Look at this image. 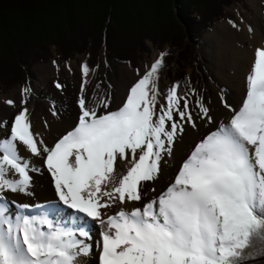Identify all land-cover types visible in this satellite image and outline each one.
<instances>
[{
	"label": "snow or ice",
	"instance_id": "1",
	"mask_svg": "<svg viewBox=\"0 0 264 264\" xmlns=\"http://www.w3.org/2000/svg\"><path fill=\"white\" fill-rule=\"evenodd\" d=\"M164 55L115 111L108 110V98L99 102L98 112L81 95L78 123L52 147L36 139L27 108L14 117L10 133L0 136V264H82L79 258L93 251L90 221L102 227L99 264H244L254 254L264 255V49L256 51L242 105L194 146L167 189L142 208L102 214L116 201H141L144 183L159 177L184 125L195 127L178 84L157 108ZM82 71L87 76L86 64ZM29 92L22 89L25 96ZM6 128L8 122L0 121V130ZM18 145L45 158L57 207L72 210L73 223L26 214L29 205L9 211L5 193L30 195V173L40 171ZM117 160L130 165L118 181Z\"/></svg>",
	"mask_w": 264,
	"mask_h": 264
},
{
	"label": "bare ground",
	"instance_id": "2",
	"mask_svg": "<svg viewBox=\"0 0 264 264\" xmlns=\"http://www.w3.org/2000/svg\"><path fill=\"white\" fill-rule=\"evenodd\" d=\"M249 1L252 7V14L248 16L245 22L241 23V34L239 36L233 35L226 37L223 35L224 38H222L219 33L225 31V25L217 24L204 38L206 45L203 46L201 50L205 59H211V55H209L207 49H209L208 44L211 45L214 39L212 49H215L214 54L216 55V61L214 66H212L213 72L207 69L208 67L205 64L203 66L205 74L208 75L209 78L212 76L214 82L209 80L206 86L202 83V86L198 89L196 100L192 99L188 104V111L192 113L195 127H193L191 123H186L184 125L183 133L177 137L175 144L172 146V155L166 156L161 163L159 177L154 181L144 183L142 200L138 202H129L127 204H120L119 201H116L111 207L101 209L105 218L108 215H114L115 212L117 213L121 209L131 211L134 208H142L144 204L155 199L159 194L164 192L165 188L174 181L179 168L193 150L194 146L206 136L209 131H214L221 123H227L232 116L231 109L238 110L242 105L247 92V77L253 69L256 51L257 49H264V43L261 44L263 33H259L256 25L258 17L262 12L257 5V0ZM235 41H237V43H235ZM224 54H226V60L224 59L225 57L223 58ZM148 67L143 68L141 72L135 75L130 72H124L125 69L120 68L119 76L114 74L109 76V84L112 85L97 89L92 87L94 78L91 81V78L84 75L81 65L76 66L72 63L69 70L74 71L73 75L75 77L71 78L68 76V78L66 77L65 79L67 81L72 79L78 82V88L74 95L71 90L58 92L56 89L47 87L45 94H43V98L36 100L32 109H27L28 114L32 113L34 115V119H32V121L29 120L31 131L37 140H42L44 144L49 147L54 146L63 135L71 131L78 123L77 120L81 114L78 101L81 95H83L86 100V106L89 108L95 107L98 112L102 111V109L99 108V102L108 98L110 99L108 110L115 111L123 105L130 87L148 71ZM58 70L59 69L55 67L48 71L51 78H53L56 83V79L58 78L56 77V73ZM80 84L83 85L84 90L83 93L80 91L79 96H77ZM111 88H113V90H111ZM205 89L206 94H204ZM109 93H112V97H109ZM12 96L14 97V106L8 103L7 105L0 103V121H8L11 116L15 117L18 115L23 108H27L24 107L25 105L23 106L21 101L31 100L30 92L26 96L23 94H13ZM8 99H12V97L5 98V100ZM112 99L113 101H111ZM219 99L224 101L223 105H221L222 101L221 103L218 102ZM198 101L207 108V115L211 117V122L201 113ZM9 130L10 128L0 130V136L9 134ZM18 148L20 154L30 161L31 166L40 169V171L30 173L32 176V184L29 189L30 195L11 192L5 193L8 200L10 199L15 202L14 204L10 202L12 207L9 208V211L13 214L18 213L20 211L17 207L18 205H29L30 207L32 205L46 204L59 205L53 186V179L46 168L45 158L32 155L22 145H18ZM129 166L130 165H128L126 161L117 160L114 179L118 181L119 177L126 174ZM113 186H115L114 183L108 184L107 190H111ZM153 189H155V191H153ZM59 207L56 208L57 211H55L59 213H53L52 219L66 222V225L73 223L72 210L62 205ZM34 210L36 211L35 215L40 213V211ZM46 213L47 212L43 213V215ZM89 226L92 229V239L88 241V243L93 245V251L90 256L80 257L79 259L82 261V264H98L99 250L96 245L101 240L100 233L102 227L99 225L98 221H90Z\"/></svg>",
	"mask_w": 264,
	"mask_h": 264
},
{
	"label": "trees",
	"instance_id": "3",
	"mask_svg": "<svg viewBox=\"0 0 264 264\" xmlns=\"http://www.w3.org/2000/svg\"><path fill=\"white\" fill-rule=\"evenodd\" d=\"M222 1L0 0V82L8 85L12 81L6 77H17L31 61L45 60V46L54 45L55 54L65 60L82 51L86 39L87 66L102 46L112 50L113 60L131 62L132 56L119 53L121 40L133 55L143 48L150 26L156 24L159 32H153L158 34L159 45L165 43L167 53H173L183 45L176 33L182 32V27L184 35L204 27L216 15L206 6L218 7ZM190 4L192 18L187 15ZM244 264H264V255L254 254Z\"/></svg>",
	"mask_w": 264,
	"mask_h": 264
},
{
	"label": "rangeland",
	"instance_id": "4",
	"mask_svg": "<svg viewBox=\"0 0 264 264\" xmlns=\"http://www.w3.org/2000/svg\"><path fill=\"white\" fill-rule=\"evenodd\" d=\"M222 2L223 3L219 4L218 7H213V5L211 6V4H208V6H206V8H209V12H213V14L216 15L208 19L207 24L204 27H200L198 30L192 31L190 33L186 32L187 35L183 34L184 28L182 27V32L178 31V33H176L177 37L182 40L181 43L183 45L182 47L177 48L176 51H173V53L169 51L167 53L165 43L161 44V46L159 45L160 41L158 39V34H156L157 32H159L157 24L150 26L149 31H151V33H147L148 37L143 39V45L141 46L143 48H139L133 55H130L129 52L125 50V42L121 40L119 53L120 55L126 57L132 56L131 62L124 63L115 61L112 58V50L105 46L100 47L97 50L95 59L88 66L89 71L87 77L91 78V81L94 78L92 87L101 89L108 85H112L109 84V76L111 74L119 76L120 68L125 69L124 72H130L134 75L141 72L143 68H147L148 65L149 70L151 64L162 53H164L165 55L163 57V64L161 69L159 70L158 87L160 89V96L158 98L159 103L157 105V108L159 109V106L165 103V96L168 90L172 88L173 85L177 84L179 85L178 92L180 96L186 97L188 100V104L192 99L196 100L198 89H200L202 83L206 86L208 85L209 80L214 82L212 76L209 78L203 70V66L205 64L208 67L207 69L213 72L212 66H214L216 61V55L214 54L215 49H212L214 39L212 40L211 45L208 44L209 49H207L209 55H211V59L204 58L201 48L206 45L204 39L205 36L209 34L217 24L225 25V31L223 33H219L222 38H224V36H239L241 34V23L245 22L248 16L252 14V7L249 0H223ZM257 5L260 7L262 13L261 15H259L256 25L258 27L259 33L264 34V0H257ZM192 6L193 5L190 4L189 7H186L187 15L190 16V18L194 16V9H192ZM230 21L234 22L236 24V27H233V24L230 23ZM176 29L180 30L177 25ZM153 31H155L156 33H154ZM263 34L261 44L264 43ZM88 43L89 41L88 39H86L83 50L73 53L69 58L65 60L61 59L58 55L55 54L56 48L54 45L45 46L46 49L43 50V52L45 51L47 56L45 60L31 61V63H29V65L25 67L24 70L20 69L18 73L19 75L17 74V77H6L7 80L12 81V83L8 85L2 84L0 82V103L7 105L8 100L14 101V97L12 95H21L22 89L25 88H29L31 93V100L27 101L26 104L23 103V106L25 105L24 107H27V109H32L34 102L43 98V94H45L47 87L56 89L58 92L71 90L74 95L75 91L78 88V82H75L72 79H69V81H67L65 78H68V76H70L71 78L75 77L73 75L74 71L69 70V67L72 63H74L76 66H83L86 64L87 61L85 56L89 46ZM235 43H237V41H235ZM225 55L226 54L223 55V58L225 57ZM224 59L226 60V57ZM55 67L59 69L56 73V77H58L56 81L57 83L62 85V88L56 87L57 83L53 78H51L50 74L48 73L49 70ZM81 88L82 85L80 84L77 96H79ZM111 90H113V88H111ZM204 94H206V89ZM9 97H12V99L5 100V98ZM109 97H112V93H109ZM111 101H113V99ZM218 102L221 103V105L224 104L223 100L219 99ZM28 118L30 121H32V119H34V115L32 113H29ZM13 121L14 116H11V118L7 121L8 128H10ZM167 187L165 188V190L167 189ZM8 201V207L10 208L12 207L10 202L13 201L10 199Z\"/></svg>",
	"mask_w": 264,
	"mask_h": 264
}]
</instances>
